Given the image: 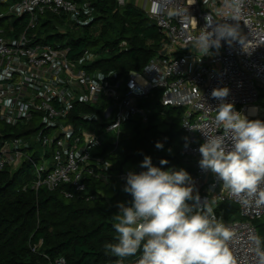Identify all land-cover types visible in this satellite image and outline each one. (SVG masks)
I'll return each mask as SVG.
<instances>
[{
    "label": "built area",
    "instance_id": "2783aa9c",
    "mask_svg": "<svg viewBox=\"0 0 264 264\" xmlns=\"http://www.w3.org/2000/svg\"><path fill=\"white\" fill-rule=\"evenodd\" d=\"M117 1L123 6L130 0ZM140 1L165 40L141 72L120 77L86 68L95 60L94 52L86 50L71 58L60 41L46 43L37 32L49 15L65 16L76 28L88 24L93 13L90 3L0 0V8L7 7L6 13L0 12V122L12 127L0 130V173L7 166L14 172L32 164L33 186L55 190L69 185L63 191L66 198L88 195L87 180L92 178L106 182L115 177L123 189L127 173L145 170L125 169L114 175L112 162L96 150L107 144L116 149L122 139L131 137L133 120L146 124L158 109L163 113L183 108L184 143L179 153L192 178L193 195L198 194L217 221L233 231L230 247L237 264H259L252 238L260 237L255 222L264 219V207L242 203L210 170L201 169L198 149L206 139L201 131L225 135L215 120L221 101L212 97L213 89L227 87L224 102L233 103L250 120L264 121V0H241L239 5L234 0ZM10 17L14 21L4 25ZM218 26L235 28L238 38L221 39L219 49L213 46L206 53L198 38ZM78 105L93 109L80 110L74 119ZM172 122L168 118V124ZM35 157L42 161L40 166ZM96 192L86 198H96L101 193ZM226 202L237 206L239 218L221 208ZM48 264H65V259Z\"/></svg>",
    "mask_w": 264,
    "mask_h": 264
},
{
    "label": "trees",
    "instance_id": "16d2710c",
    "mask_svg": "<svg viewBox=\"0 0 264 264\" xmlns=\"http://www.w3.org/2000/svg\"><path fill=\"white\" fill-rule=\"evenodd\" d=\"M75 1L88 2L92 6L88 24L76 28V25L67 23L65 16L49 15L41 21L37 32L46 43H55L66 37L63 46L69 48L71 58H79L86 50L94 52L96 58L86 65L88 69L112 72L120 77H127L130 71L141 72L165 40L156 23L132 1L123 6L117 0ZM14 25L20 32L17 22ZM61 28L65 30L61 31ZM122 42L126 45L122 46ZM92 109L91 106L78 105L73 118L76 119L80 110ZM161 111L158 109L146 124L133 120L131 137L122 139L116 149L107 144L96 150L112 162L114 175L127 169L128 164L133 170L141 168L145 156L151 157L153 166L164 170L187 169L179 153L184 134L181 125L172 118L179 111L174 108ZM168 118L173 120L171 124H168ZM163 124L170 125L168 131H161ZM3 128L9 131L12 127L3 125ZM14 130L21 131V128ZM157 142L163 144L162 149L156 147ZM162 159L168 164L161 165ZM34 160L40 161L37 157ZM33 167L25 163L10 172L7 166L0 173V264H48L60 257L65 259V264H128L140 256L138 253L120 260L105 248L106 244L117 242L118 234L114 228L117 204L132 200L131 195L121 189L117 178L106 182L93 178L87 180L88 195L97 193L95 185L100 182L104 186H117L113 196L99 193L92 200L86 198L88 195L66 198L63 191L69 189V185H60L55 190L43 186L35 188V171L29 173ZM25 173H29L27 177H24ZM234 205L226 202L221 208L230 216H239ZM255 223L264 239V219ZM40 241L39 249L33 251L34 245Z\"/></svg>",
    "mask_w": 264,
    "mask_h": 264
},
{
    "label": "clouds",
    "instance_id": "9594fccd",
    "mask_svg": "<svg viewBox=\"0 0 264 264\" xmlns=\"http://www.w3.org/2000/svg\"><path fill=\"white\" fill-rule=\"evenodd\" d=\"M240 2L234 0L236 5ZM226 38L237 39V30L218 26L212 32H202L197 43L208 53L210 47L219 49L221 39ZM211 95L221 101L215 120L225 135L201 131L206 139L198 149L199 166L210 170L242 203L264 207V121L250 120L236 111L233 103L224 102L229 95L227 87L213 89ZM156 147L162 149L163 144L157 142ZM160 164L168 161L162 159ZM140 167L146 170L126 175L123 191L132 200L117 204V242L105 248L120 260L139 253V264H237L230 247L233 231L217 221L198 194L193 195L190 174L182 168L153 166L149 156ZM252 239L259 264H264V239Z\"/></svg>",
    "mask_w": 264,
    "mask_h": 264
},
{
    "label": "rangeland",
    "instance_id": "374dc122",
    "mask_svg": "<svg viewBox=\"0 0 264 264\" xmlns=\"http://www.w3.org/2000/svg\"><path fill=\"white\" fill-rule=\"evenodd\" d=\"M130 1H132L135 5H137V6H139L140 5V0H130ZM140 7V6H139ZM0 12L1 13H6L7 12V7H1L0 8ZM14 21V17H10V18H8L7 20H5V22L3 23L4 25H9V24H11L12 22ZM2 25V24H1ZM67 42V38L65 37V38H62V40H60V43L61 44H65ZM167 109H169V108H167ZM178 111H179V114L178 115H176V116H174V117H172V118H174L175 119V121L177 122V124H179V125H181V116L183 115V113L185 112V109H178ZM180 118V119H179ZM161 131H163V132H166V131H168L169 130V128H170V125H168V124H163L161 127ZM3 129V125L2 124H0V130H2ZM43 151V148L41 149V152ZM42 164V161H39V164L37 165V166H40ZM126 168L127 169H132L133 168V166L131 165V164H128L127 166H126ZM32 171H36V168L35 167H33L32 169H30L29 170V173H32ZM29 173H25V176L24 177H27V175L29 174ZM96 186V189H98L99 190V192H101V193H103V194H106L107 196H113L116 192H117V186H115V185H111V186H104L103 185V183H100V182H98V184H96L95 185ZM235 206V205H234ZM233 217V216H232ZM234 218H239L238 216H235ZM127 264V263H126Z\"/></svg>",
    "mask_w": 264,
    "mask_h": 264
},
{
    "label": "water",
    "instance_id": "95a60500",
    "mask_svg": "<svg viewBox=\"0 0 264 264\" xmlns=\"http://www.w3.org/2000/svg\"><path fill=\"white\" fill-rule=\"evenodd\" d=\"M139 260V256L137 258L134 259V261H138Z\"/></svg>",
    "mask_w": 264,
    "mask_h": 264
}]
</instances>
